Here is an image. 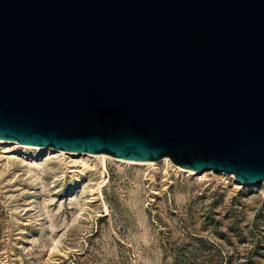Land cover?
Wrapping results in <instances>:
<instances>
[{"label":"water","instance_id":"95a60500","mask_svg":"<svg viewBox=\"0 0 264 264\" xmlns=\"http://www.w3.org/2000/svg\"><path fill=\"white\" fill-rule=\"evenodd\" d=\"M0 139L264 181V0H0Z\"/></svg>","mask_w":264,"mask_h":264},{"label":"rangeland","instance_id":"374dc122","mask_svg":"<svg viewBox=\"0 0 264 264\" xmlns=\"http://www.w3.org/2000/svg\"><path fill=\"white\" fill-rule=\"evenodd\" d=\"M3 150L0 264H264V185L108 158L103 198L86 203L100 164L45 159L38 178Z\"/></svg>","mask_w":264,"mask_h":264},{"label":"bare ground","instance_id":"6f19581e","mask_svg":"<svg viewBox=\"0 0 264 264\" xmlns=\"http://www.w3.org/2000/svg\"><path fill=\"white\" fill-rule=\"evenodd\" d=\"M0 148L7 149L8 151H5V150H3V151H5V153H8V155H10V156L15 155L16 157L17 156L21 157L23 159V162L24 163L26 162L27 166H29V168L26 166V169L28 168L30 171H34L35 173H36V168L37 169L39 168V170H43L42 167H40L41 166L40 161H43L45 159L50 160V159H53L56 157H57V159L60 158L61 161L71 159V160H74L75 162H81V164L86 160H90L94 165L93 168L95 167V169H96L97 164H100L99 165L100 168L98 167L99 168L98 174H100V175H98L99 177L95 180V183L93 185H91V184L88 185L85 183V181L80 183L79 189L84 190L87 188L90 191V195L86 197V201L84 200L86 203L94 202V201H96V199L98 197L103 198L102 188L104 186L105 179L103 180L102 176L104 175L105 171L107 170V159L108 158L115 160V161L122 163V164L140 165V166L150 165V166H153L154 170L157 169V166L160 162H166L168 167H171V169H173L175 173H177V174L183 173V175L186 174L187 176H197V177L201 176V177H203V176H206L208 173L205 171L199 172L196 170L187 169V168L181 166L180 164L175 163L168 156L164 157L160 160H152V161L130 160V159H126V158H119V157H116V156L109 154V153L94 154V153H84V152H72V151H66V150H62V149L50 147V146L27 145V144H23L21 142H18L17 140L11 141V140H3V139H0ZM27 150H29V151L27 152ZM35 151H36V153H35ZM59 163H60V161H59ZM63 165H64V163H63ZM82 167L83 168H79L75 171L76 175H77L76 178H78L79 174H81L83 172L85 173V171L87 170V168L84 167V165ZM70 172H72V171H70ZM214 172H216V171L213 170V173ZM216 173H218V174L220 173L223 176H225L226 178H231L234 180V182H236L237 184L242 185V186L250 187V186L264 185V181L257 183V184H254V185H250L248 183L241 182L236 178L234 173H229V174L225 173V172H216ZM39 175H40L39 173H36V176L38 178H39ZM92 181L94 182V180H92ZM76 193H77L76 191H73L70 194V199L72 201L74 198L78 197V194H76ZM104 206H105L106 210H108L106 203H104ZM81 209H82V207H81Z\"/></svg>","mask_w":264,"mask_h":264}]
</instances>
